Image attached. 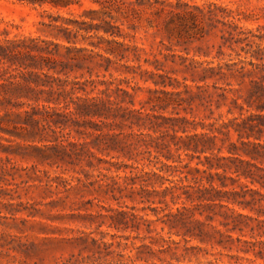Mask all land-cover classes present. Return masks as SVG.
<instances>
[{
    "label": "rangeland",
    "instance_id": "obj_1",
    "mask_svg": "<svg viewBox=\"0 0 264 264\" xmlns=\"http://www.w3.org/2000/svg\"><path fill=\"white\" fill-rule=\"evenodd\" d=\"M55 1L0 0V47L51 59L0 57L46 84L0 89V264H264V0Z\"/></svg>",
    "mask_w": 264,
    "mask_h": 264
},
{
    "label": "trees",
    "instance_id": "obj_2",
    "mask_svg": "<svg viewBox=\"0 0 264 264\" xmlns=\"http://www.w3.org/2000/svg\"><path fill=\"white\" fill-rule=\"evenodd\" d=\"M39 3H41V5H44L46 3L56 5L55 0H39ZM13 51L14 52L19 51L20 55L17 56V54H15ZM34 52L37 53V55H33ZM44 54H45V50L39 47L33 50H30V51H27V52H24V50L20 49L19 47H15V46L0 47V57L9 59L13 64H18L19 61L22 63L21 65H24L25 61L26 63L30 62L31 63L30 65H32L33 67H37V68L42 67L41 66L42 62L51 61V59L45 57ZM22 76L20 78H17L15 74H10L7 80V84L2 85L0 89H3L4 92L8 93V95H11L13 97H17L20 99V98L25 97L24 95H29L30 93H36L40 87L42 88L43 86L46 85L45 83H43L44 85L43 84L39 85L38 83L39 77L36 78L37 77L36 75L34 76L31 75L32 79H27V77L23 76V82L22 80H20ZM32 83L37 85V88L35 90L31 86ZM257 90L259 94L261 93V95H264V86L258 87ZM252 94L257 95L258 93H256V91H252ZM19 115L22 116L21 114ZM196 139L197 138L195 137L192 140H196ZM198 148H199L198 144L197 143L194 144V149L198 150ZM206 151L207 150H202L203 153H206ZM207 160L210 164L209 169L210 170L213 169L214 166L211 164V159L207 158ZM196 171L197 172H208V170L201 171L199 169H197ZM218 176L220 177L221 187L225 188L226 185L224 184V181L221 180V175H218ZM211 178H214V176L211 175ZM186 179L188 181V178ZM207 179H209L207 182L208 184H206L204 180L195 178L194 180H196L195 181V184H197L196 186H193L192 184H189V185L182 184V186H180L179 188L183 190L182 192L185 193V195H187L186 196L187 199L191 202H193L194 199H197V200H200L201 203H207L209 206L220 205L222 208H226L228 212H231L232 216H238V218L243 217V215L238 214V212L235 209H232L227 205H223L224 202H227L229 204H238L240 206H243L244 202H241L236 199V197L239 196L240 194L237 192L223 191L222 189H220V186L218 187L216 186L214 179L213 180H210V178H207ZM190 189L192 190L194 189L195 192H191L192 190ZM231 196H233V198H231ZM124 215H125L124 213H120L118 216H124ZM183 216H185L184 212L182 211V209H179L176 214H172L170 217L177 220L178 218L180 217L182 218ZM229 217H231L229 213H226L225 218L228 219ZM196 224L198 227H200L202 223L200 221H197ZM225 225H228V224H225ZM199 235L202 236V234H199Z\"/></svg>",
    "mask_w": 264,
    "mask_h": 264
}]
</instances>
